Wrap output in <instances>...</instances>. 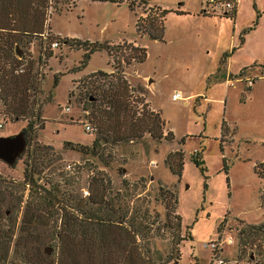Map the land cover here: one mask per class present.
Listing matches in <instances>:
<instances>
[{"label": "rangeland", "instance_id": "obj_1", "mask_svg": "<svg viewBox=\"0 0 264 264\" xmlns=\"http://www.w3.org/2000/svg\"><path fill=\"white\" fill-rule=\"evenodd\" d=\"M128 1L133 2V10L125 1L68 0L48 6L44 38L18 36L21 47L15 49L29 53L38 72L40 117L34 126L43 127L36 128L34 140L52 147L36 183L48 187L46 179L58 185L60 197L83 200L91 188L90 178H101L106 199L114 207L138 197L146 207L147 222L153 221L154 234L147 243L158 264H216V259L222 264H264V233L251 234L242 241L244 246L236 234L241 223L264 225V166L256 168L258 173L253 170L264 161V0H239L234 26L228 18L199 14L200 0H147L167 11L161 40L135 32L142 0ZM178 7L184 12H173ZM49 35L144 47V60L122 66L123 76L138 109L144 105L158 112L162 132L170 130L173 139L156 140L143 133L132 141L104 145L98 155L66 148L64 142L91 143L95 133L84 131L82 124L98 102L87 96L81 82L91 72H108L112 59L99 50L79 67L83 49L61 44L45 48L51 55L41 57L37 66L39 47L51 40ZM70 91L73 95L68 98ZM174 92L181 98L172 99ZM27 118L13 119L0 105V135L23 131ZM178 149L182 152L179 176L163 162L168 152ZM22 159L23 154L13 165L0 161V226L10 232L2 237L4 264L13 262L16 242L42 254L52 245L49 229L41 223L21 231L22 209L30 194L29 186L22 185ZM164 190L176 195L180 235L185 231L190 235L174 249L163 227Z\"/></svg>", "mask_w": 264, "mask_h": 264}, {"label": "trees", "instance_id": "obj_2", "mask_svg": "<svg viewBox=\"0 0 264 264\" xmlns=\"http://www.w3.org/2000/svg\"><path fill=\"white\" fill-rule=\"evenodd\" d=\"M67 1L0 0V105L3 112L13 119L28 117L26 127L23 129L26 146L22 152L21 175L22 185L29 186L30 194L22 209L20 228L21 231L27 232L33 223H41L48 227L52 241V245L49 246L51 251L48 254H42L37 248L28 250L25 243L16 242L14 246L17 249H14L12 254L13 262L11 259L8 264H158L151 258L147 243L148 238L154 234L153 221L147 222L146 207H142V201L138 197L134 196L132 203L122 202L114 207L106 199V185L101 178H90L91 188L88 196L83 200L70 195L60 197L58 185L46 179L45 183L48 187L36 183L37 179L42 178L39 168L45 165H43V159L49 157L52 147L40 145L34 140L36 130L43 127L42 123L34 126L40 117V103L38 104L37 97L40 93L38 72L33 67L34 62L29 53L20 54V59L15 56V45L21 47L18 44L20 39L18 36L43 35L46 8ZM88 1L116 4L125 1L130 10L134 9L133 2L128 0ZM141 5V14L134 22L135 32L138 35L144 34L151 40H161L164 30L163 20L167 11L158 6L149 5L147 0H142ZM173 12L181 13L182 11L176 9ZM198 13L208 15L200 8ZM213 16L230 20L234 17L229 13ZM256 21L257 18L253 20L252 26L256 24ZM48 38L51 39L49 42L54 40L57 46L62 44L67 47L82 48L83 59L79 67L84 65L91 53L99 50H105L109 59H112L108 72H91L81 82L87 96H92V99L98 102L89 111L87 120L92 129L86 132L95 133L91 143L79 145L64 142L66 148L83 154L98 155L104 145L132 141L140 138L143 133H147L156 140L173 139L170 130L162 132L163 120L158 112L149 111L144 108V105L138 109V101L135 96H132V89L123 76L122 66L131 61L140 63L144 60V47L124 42L120 45L88 42L58 35H51ZM49 42L39 47L37 61H35L37 66L41 57L48 58L51 55ZM121 46H124L122 50H120ZM45 48L50 50L45 51ZM223 63L224 58L219 61V64ZM20 65H22V71L14 72ZM57 78L58 74H55L53 83ZM72 95L73 92L70 91L67 97L70 98ZM192 159L193 163L198 165V159L194 157ZM163 162L172 174L179 176L182 152L179 149L168 152ZM258 166H264V161L254 165L253 170L256 173H258L256 171ZM224 173H226L225 168ZM162 195L165 198L166 220L163 227L167 228L171 248L174 249L180 242L190 239V235L187 231L184 235L179 233L180 219L175 210V193L164 190ZM62 200L64 203H61ZM48 220L51 222L48 223ZM220 227L221 223L217 226L218 232ZM253 233L263 234L264 225L241 223L237 227V238L243 246L242 241ZM9 234L10 232L7 233L4 227L0 226V248L4 246L2 237H8ZM5 260L6 254L0 253V264H4ZM254 264L257 263L254 262Z\"/></svg>", "mask_w": 264, "mask_h": 264}, {"label": "built area", "instance_id": "obj_3", "mask_svg": "<svg viewBox=\"0 0 264 264\" xmlns=\"http://www.w3.org/2000/svg\"><path fill=\"white\" fill-rule=\"evenodd\" d=\"M237 0H200V9L203 13H206L208 15H225V14H235V8H236ZM42 38L44 37L41 35ZM57 44L54 40L49 42V48L56 47ZM31 48V47H30ZM17 58L20 59L19 55H17ZM22 71V65H20L17 69L14 70V72H20ZM178 92H174L171 95L172 99H177L179 97ZM67 109V108H65ZM83 129L85 131L91 130V125L89 122L85 121L83 124ZM2 126V123L0 122V127ZM221 259H216V264H222Z\"/></svg>", "mask_w": 264, "mask_h": 264}, {"label": "water", "instance_id": "obj_4", "mask_svg": "<svg viewBox=\"0 0 264 264\" xmlns=\"http://www.w3.org/2000/svg\"><path fill=\"white\" fill-rule=\"evenodd\" d=\"M16 55L20 52L16 48ZM26 146V140L23 131H19L13 135H0V161L7 165H13L20 157ZM50 248L44 247V253L48 254Z\"/></svg>", "mask_w": 264, "mask_h": 264}, {"label": "crops", "instance_id": "obj_5", "mask_svg": "<svg viewBox=\"0 0 264 264\" xmlns=\"http://www.w3.org/2000/svg\"><path fill=\"white\" fill-rule=\"evenodd\" d=\"M238 1H239V0H237V4H236V8H235V14H234V17H233V19L231 20L233 26H234V21L236 20V13H237V8H238V3H239ZM199 7H200V4H199ZM177 10L184 12L183 8H181V7H178ZM232 29H233V28H232ZM236 32H239V28H238V26L236 27ZM232 43H233V41H232Z\"/></svg>", "mask_w": 264, "mask_h": 264}, {"label": "bare ground", "instance_id": "obj_6", "mask_svg": "<svg viewBox=\"0 0 264 264\" xmlns=\"http://www.w3.org/2000/svg\"><path fill=\"white\" fill-rule=\"evenodd\" d=\"M180 95V94H179ZM178 98H181L180 96Z\"/></svg>", "mask_w": 264, "mask_h": 264}]
</instances>
